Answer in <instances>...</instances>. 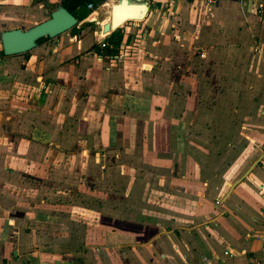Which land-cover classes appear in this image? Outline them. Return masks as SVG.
Here are the masks:
<instances>
[{"label":"crops","instance_id":"obj_1","mask_svg":"<svg viewBox=\"0 0 264 264\" xmlns=\"http://www.w3.org/2000/svg\"><path fill=\"white\" fill-rule=\"evenodd\" d=\"M62 1L0 0V34ZM112 1L0 53V264H264V0H138L118 63Z\"/></svg>","mask_w":264,"mask_h":264},{"label":"water","instance_id":"obj_2","mask_svg":"<svg viewBox=\"0 0 264 264\" xmlns=\"http://www.w3.org/2000/svg\"><path fill=\"white\" fill-rule=\"evenodd\" d=\"M110 7L109 21L103 25V33H111L123 24L141 21L149 7L144 1L114 0ZM78 25L77 18L58 4L49 18L26 30L10 29L1 32V50L4 56L25 54L33 50L43 38H55Z\"/></svg>","mask_w":264,"mask_h":264},{"label":"trees","instance_id":"obj_3","mask_svg":"<svg viewBox=\"0 0 264 264\" xmlns=\"http://www.w3.org/2000/svg\"><path fill=\"white\" fill-rule=\"evenodd\" d=\"M92 2L94 7H97L100 4H103L105 0H63L61 5L72 15H74L78 22H81L89 15V10H87V4ZM77 28L74 27L70 31L74 32ZM124 37L123 27H119L116 30L112 31L109 35V43L104 46L95 45V51L100 55H115L118 53V48L121 44V41ZM129 40V39H128ZM126 45V44H125ZM1 56H3L2 50L0 49ZM27 54V53H25Z\"/></svg>","mask_w":264,"mask_h":264},{"label":"rangeland","instance_id":"obj_4","mask_svg":"<svg viewBox=\"0 0 264 264\" xmlns=\"http://www.w3.org/2000/svg\"><path fill=\"white\" fill-rule=\"evenodd\" d=\"M95 8V7H94ZM106 9L107 10H109V5L106 7ZM106 10V11H107ZM101 14H105V11H102L101 12ZM137 24H138V21H137V23L136 22H128V23H125V24H123L121 27H123V30H127L128 28L129 29H138V26H137ZM139 34V33H138ZM135 38H133V40H134ZM1 47V46H0ZM135 48H133V50L131 51V53H130V55H129V57H133L134 55H135V50H134ZM128 57V58H129ZM225 57V56H224ZM228 57V56H227ZM247 58H248V55H244V54H241L240 56H239V61H240V67L241 68H244L245 70H247V72H254L257 68H255V67H251V68H247L246 67V60H247ZM249 82H250V80H248V81H246L245 82V86H247L248 84H249ZM253 83H255V81H252ZM241 84H242V82H240ZM251 83V82H250ZM256 85H257V83H256ZM244 98L246 99V101H245V105L247 104V99H248V96L246 95V96H244ZM92 192L94 193V190H92ZM96 193L94 194V195H92V196H94L95 197V195H97L98 194V192L97 191H95ZM91 194V193H90ZM73 196H71V194H70V191L68 192V195L67 196H64L63 198H65V199H71ZM87 197H88V199H89V201H87L86 202V200H87ZM79 200H81V202L82 203H85L84 204V207L83 208H81V211H82V209H88V207H92L91 209L92 210H96V213H97V215L96 216H98V215H104L105 214V211H104V208L103 207H100V206H98V205H96L94 202L96 201V203L97 202H100L99 201V198L100 197H97L95 200H93V197H91V196H87V192L86 191H81L80 192V195H79ZM85 201V202H84ZM87 205H90V206H87ZM82 213V212H81ZM80 213V214H81ZM81 234H82V232H81Z\"/></svg>","mask_w":264,"mask_h":264},{"label":"built area","instance_id":"obj_5","mask_svg":"<svg viewBox=\"0 0 264 264\" xmlns=\"http://www.w3.org/2000/svg\"><path fill=\"white\" fill-rule=\"evenodd\" d=\"M194 1H201L207 6H211L215 4L216 2H223L227 0H194ZM87 10H93L94 5L93 3L89 2L87 4ZM258 12L260 13V9H258ZM136 22V21H133ZM108 44V42H99V46H104ZM133 49L129 46H126L125 44L120 45L118 53L115 55H106V58L109 60L111 63H118V62H123L125 59H127ZM218 204V203H217ZM223 255L227 258H233L235 255L232 253L231 249L227 248L226 250L223 251ZM202 264H211V258L207 256H203L201 258Z\"/></svg>","mask_w":264,"mask_h":264}]
</instances>
